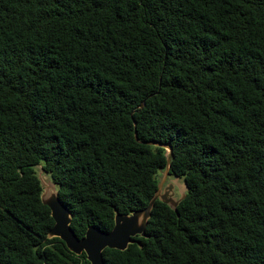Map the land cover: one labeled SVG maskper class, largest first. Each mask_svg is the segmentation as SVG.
I'll list each match as a JSON object with an SVG mask.
<instances>
[{"label": "trees", "instance_id": "16d2710c", "mask_svg": "<svg viewBox=\"0 0 264 264\" xmlns=\"http://www.w3.org/2000/svg\"><path fill=\"white\" fill-rule=\"evenodd\" d=\"M168 158L184 200L104 264H264V0H0V264H88L36 169L82 239Z\"/></svg>", "mask_w": 264, "mask_h": 264}, {"label": "water", "instance_id": "95a60500", "mask_svg": "<svg viewBox=\"0 0 264 264\" xmlns=\"http://www.w3.org/2000/svg\"><path fill=\"white\" fill-rule=\"evenodd\" d=\"M143 107L144 103L139 106V109ZM169 162L170 159L168 158L157 192L144 210L133 212L126 216L116 213L114 227L111 232L104 233L95 227H89L82 239H78L70 228L71 214L61 203L56 186L50 181L48 186L43 187L41 182L43 189L41 202L50 210L51 218L54 222V226L48 233L47 238L49 240L59 239L65 244L68 251L75 256L84 254L88 264H104L102 253L105 250L126 251L130 245L136 244L133 239L136 237L145 238V231L151 218V212L157 201L176 212L178 205L186 196L187 187L185 183H181L177 178L168 181ZM175 190H177V198L175 197Z\"/></svg>", "mask_w": 264, "mask_h": 264}, {"label": "rangeland", "instance_id": "374dc122", "mask_svg": "<svg viewBox=\"0 0 264 264\" xmlns=\"http://www.w3.org/2000/svg\"><path fill=\"white\" fill-rule=\"evenodd\" d=\"M36 172H37L38 177L40 178V181L42 182L43 187L48 186L50 179L47 176L43 175L39 168L36 169ZM172 179H174V178H169L168 181L169 180L171 181ZM167 182H166V184H167ZM175 193H176L175 197L177 198L178 197L177 190H175Z\"/></svg>", "mask_w": 264, "mask_h": 264}]
</instances>
